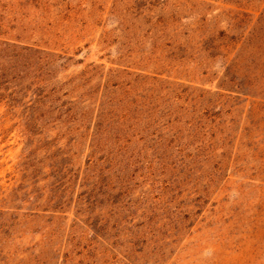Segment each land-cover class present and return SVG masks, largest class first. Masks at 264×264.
<instances>
[{
	"label": "rangeland",
	"instance_id": "rangeland-1",
	"mask_svg": "<svg viewBox=\"0 0 264 264\" xmlns=\"http://www.w3.org/2000/svg\"><path fill=\"white\" fill-rule=\"evenodd\" d=\"M0 264H264V0H0Z\"/></svg>",
	"mask_w": 264,
	"mask_h": 264
}]
</instances>
